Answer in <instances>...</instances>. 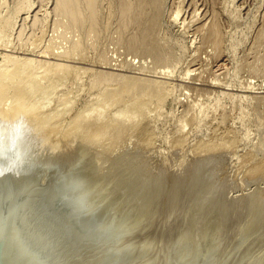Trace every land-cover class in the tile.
I'll return each mask as SVG.
<instances>
[{
  "label": "rangeland",
  "instance_id": "obj_1",
  "mask_svg": "<svg viewBox=\"0 0 264 264\" xmlns=\"http://www.w3.org/2000/svg\"><path fill=\"white\" fill-rule=\"evenodd\" d=\"M58 1L0 0V117L28 113L41 158L99 168L109 217H147L136 245L264 264V0H74L78 23Z\"/></svg>",
  "mask_w": 264,
  "mask_h": 264
},
{
  "label": "water",
  "instance_id": "obj_2",
  "mask_svg": "<svg viewBox=\"0 0 264 264\" xmlns=\"http://www.w3.org/2000/svg\"><path fill=\"white\" fill-rule=\"evenodd\" d=\"M54 167L40 169L33 177L38 186L36 211L47 235L48 264H200L188 258L173 260L171 246L165 243V257L156 260L157 244L144 251V245H136L137 227L146 218L128 222L107 220L108 210L118 202L104 200L106 192L90 197L95 185H87V177H81L79 154L67 153L65 160L42 158ZM72 171L83 181L82 189L71 202L57 193V173ZM2 264H19L15 249L0 242ZM217 264H232L225 260Z\"/></svg>",
  "mask_w": 264,
  "mask_h": 264
},
{
  "label": "clouds",
  "instance_id": "obj_3",
  "mask_svg": "<svg viewBox=\"0 0 264 264\" xmlns=\"http://www.w3.org/2000/svg\"><path fill=\"white\" fill-rule=\"evenodd\" d=\"M43 129L23 111L0 117V242L12 246L19 264H48L47 235L36 211L33 177L54 167L42 160ZM83 187L72 171L57 173V193L71 202ZM3 258L0 257V264Z\"/></svg>",
  "mask_w": 264,
  "mask_h": 264
},
{
  "label": "bare ground",
  "instance_id": "obj_4",
  "mask_svg": "<svg viewBox=\"0 0 264 264\" xmlns=\"http://www.w3.org/2000/svg\"><path fill=\"white\" fill-rule=\"evenodd\" d=\"M55 1H56V0H55ZM60 1L62 2V4L60 3ZM76 1H78V0H76ZM76 1H75V3H77ZM81 1H82V0H81ZM83 1H85V0H83ZM58 2L60 3L61 6L63 5L64 9L58 4V5L61 7V8L59 9V7L56 5ZM58 2H55V3H56V4H55L56 6H55L54 8L58 7L57 9H59V11H60L61 9H63V10H61V12L64 14V15L62 14L63 17H64V16H65V17H69L68 19L72 22V21H73L72 18L75 17V16H73V15H74V14H73L74 11H73L72 8H73L75 5H78V4H75V3H74V0H59ZM91 2L93 3L92 0H88L89 6H90V3H91ZM137 2H138V1H137ZM73 3H74V6L72 7ZM138 3H141V2H138ZM84 4H85L86 6H88V5L86 4V2H84ZM136 4H137V3H136ZM91 5L93 6V4H91ZM140 5H141V4H140ZM140 5H137V6H140ZM92 6H91V7H92ZM122 6H124V7L126 6V7H127L128 5H124V4H122ZM137 6H136V7H137ZM91 7H88V8H87V9H89L88 11L91 10ZM126 7H125V8H126ZM128 7H129V6H128ZM130 8H131V7H130ZM75 9H76V7H75ZM79 9H80V8L78 7L77 10L79 11ZM121 9H122V8H121ZM134 9H136V8H134ZM139 9H141V6H140V8H138L137 10H139ZM55 10H56V9H55ZM64 10H67V12L65 11L66 13H70V11H71V13H70L69 15H72L73 17L71 16V17H72V18H71L70 16H68V14H66V13L64 12ZM92 10H94V6H93V9H92ZM125 10H127V11H125ZM56 11H57V10H56ZM59 11H58V14H59ZM124 11L127 12V13H125L126 17H128V16H132V15H127V14H128V9H122V10H121V13H122V12L124 13ZM130 11H131V9H130ZM132 11L134 12V10H132ZM36 12H37V11H36ZM61 12H60V15H61ZM80 12H81V11H80ZM80 12H78V13H80ZM92 12H93V11H92ZM92 12H91V13L88 12V13L92 14ZM94 12H95V11H94ZM133 12H131V14H133ZM34 13H35V12H34ZM76 13H77V12H76V10H75V14H76ZM129 13H130V12H129ZM137 13H138V12H137ZM137 13L135 14V12H134V15H135V16H136V15H137V16H140V15H141V13H140V14H137ZM90 14H88V15H89V18H90L91 16H93V14H92L91 16H90ZM35 15H36V14H35ZM35 15H34V16H35ZM66 15H67V16H66ZM80 15H81V14H79V15L77 14L76 16L79 17ZM123 15H124V14H123ZM34 16H33V17H34ZM93 17H94V20H95V13H94V16H93ZM132 17H133V16H132ZM132 17H130V18H132ZM70 18H71V19H70ZM80 18H81V17H80ZM123 18L125 19V17H123ZM128 18H129V17H128ZM128 18H126V19H128ZM130 18H129V20H131ZM73 19H74V23H75L76 19H75V18H73ZM132 19H135V18L133 17ZM138 19H139V17H138ZM89 20L91 21V20H92V17H91ZM94 20H93V22H95ZM135 20H137V19H135ZM77 21H78V20H77ZM77 21H76V22H77ZM201 21H202V20H201ZM72 23H73V22H72ZM77 23H78V22H77ZM77 23H76V24H77ZM201 23H202V22H201ZM210 23H211V22H210ZM213 23H214V22H213ZM76 24H73V26L75 25V27H76ZM91 24H92V21H91ZM204 24H206V23H204ZM211 24H212V23H211ZM211 24L209 25V28L207 27V28L205 29L206 31L203 29V30L205 31V33H207V29H208V30L210 29L209 31H212V33L216 31V30L214 31V27H213V26H215V29H216V28L218 27V25H217L216 23H214V24H212V26H211ZM215 24L217 25V27H216ZM200 26H201V25H200ZM205 26H206V25H202L201 27H205ZM210 26H211V27H210ZM196 28H197V27H196ZM198 28L201 29L200 27H198ZM218 28H219V27H218ZM211 29H213V30H211ZM201 30H202V29H201ZM218 30H219V29H218ZM209 31H208V32H209ZM146 33H147V32H146ZM201 33H203L202 35L205 34L203 31H202ZM201 33H200V34H201ZM209 33H210V32H209ZM212 33H211V34H207V35L205 34V36H206V37H207V36H210V38H211L210 40H212V37H211V36L213 35V39H214V38H217V39H218L217 42H219L220 39H219V37L217 36V35H218V34H217V31H216L215 33H213V34H212ZM218 33H220V31H218ZM145 36H146V35H145ZM214 36H215V37H214ZM216 36H217V37H216ZM219 36H220V34H219ZM201 37H202V36H201ZM206 37L203 36L202 39H203V38L206 39ZM207 39L209 40L208 37H207ZM210 40H209V41H210ZM203 41H206V40H203ZM209 41H206V42H209ZM212 41L214 42V40H212ZM212 41H211V42H212ZM215 42H216V40H215ZM217 44H218V43H217ZM217 44H214V46H216ZM209 45H210V44H209ZM217 46H218V45H217ZM217 46H216V47H217ZM26 63H27V62H26ZM55 66H57V65H55ZM58 67L61 69L60 65H59ZM64 67H65V66H64ZM63 69H65V68H63ZM217 69H218V68H217ZM8 72H9V71H8ZM10 73H12V74L14 75L13 72H10ZM7 74H8V73H7ZM7 74H6V76H4L3 79L7 78ZM10 75H11V74H10ZM28 85H30V84H28ZM29 88H31V85L29 86ZM151 88H152V87H151ZM156 88H157V87H156ZM153 89H154V87H153ZM159 89H160V86H159ZM155 90H156V89H155ZM30 118H32V117H30ZM90 140H91V139H90ZM92 140H93V139H92ZM86 141H87V140H86ZM93 141H94V140H93ZM93 141H90L89 143H91V142H93ZM94 142H95V141H94ZM92 144H93V143H92ZM93 151H94V150H93ZM95 151H96V150H95ZM87 153H88V152H87ZM93 153H94V152H93ZM95 153H96V152H95ZM89 154H90V153H89ZM95 156H96V154L94 155V157H95ZM97 156H98V155H97ZM99 156H100V155H99ZM48 157H49V156H48ZM48 157H47V158H48ZM87 157H88V156H87ZM82 158H83V157H82ZM49 159H50V158H49ZM84 159H85V157H84ZM90 159H91V158H90ZM92 159H93V157H92ZM96 159H97V157H96ZM99 159L101 160L102 158H98L97 160L99 161ZM97 160H96V161H97ZM98 161H97V162H98ZM94 162H95V161H94ZM102 163H103V162H102ZM101 165H104V163L101 164ZM99 166H100V165H99ZM104 166H105V165H104ZM94 167H95V166H94ZM100 167L103 168L102 166H100ZM105 167H106V166H105ZM89 169H90V168H89ZM104 169H105V168H104ZM86 170H87V169H86ZM101 170H102V169H101ZM98 171H99V168H98ZM98 171H97L96 173L99 174L101 171H100V172H98ZM103 172H104V171H103ZM98 174H97V175H98ZM100 174H101V173H100ZM97 175L93 172V170H90V171H81V177H87V185H89V184H94V185H95L94 182H95V180H97V179H96V178H97ZM103 175H104V174H103ZM101 176H102V174H101ZM98 177H99V176H98ZM102 178H103V176H102ZM119 180H120V179H119ZM100 181H101V180H100ZM116 181H118V180H116ZM122 181H123V180H122ZM97 182H98V181H96V183H97ZM119 182H120V181H119ZM119 182H118V183H119ZM98 183H99V182H98ZM102 183H103V181H102ZM111 183H112V181H111ZM124 183H125V182H124ZM124 183H123V185H126V183H125V184H124ZM108 184H110V183H108ZM99 185H100V183H99ZM111 185H112V184H111ZM113 185H114V183H113ZM127 185H128V184H127ZM98 187H101V186H98ZM98 187H97V188H98ZM106 187H107V186H106ZM106 187H105V188H106ZM110 187H111V186H110ZM107 189H108V188H107ZM95 190H96V187H95ZM98 190H100V189L98 188ZM96 191H97V190H96ZM96 191L93 192V193H98V192H96ZM99 192H100V191H99ZM107 192H109V191L107 190ZM96 195H97V194H96ZM91 196H93V195L91 194L90 197H91ZM94 196H95V195H94ZM124 196H125V195H124ZM136 205H137V204H136ZM136 207H138V206H136ZM136 210H137V209H136ZM128 211H129V210H128ZM129 212H130V211H129ZM109 216H110V215H109V213H108L107 220H114L113 217L110 218ZM167 217H168V216L164 217V218H165V220H164L165 223L167 222V221H166L167 219L170 221V218H171L170 216H169L170 218H167ZM124 218H125V217H123V219H124ZM129 218H130V217H129ZM129 218H128V219H129ZM164 218H163V219H164ZM121 219H122V218H121ZM129 220L131 221L132 219L130 218ZM130 221H129V222H130ZM162 221H163V220H162ZM171 221H172V218H171ZM171 221H170L169 223L167 222V223L164 224L162 227H164L165 225L169 226L170 224H172ZM127 223H128V220H127ZM158 223H160V222H158ZM161 224H163V222H161ZM156 225H157V223H155V226H156ZM157 226H160V224L157 225ZM167 226H165V228H166ZM142 228H143V227H142ZM140 230H141V229H140ZM157 230H158V229H157ZM141 231H143V229H142ZM242 235H244V234L242 233L240 236H242ZM158 236L160 237V235H158ZM186 237H187V236L182 237V239H183V238L186 239ZM143 238H144V237H143ZM154 238H155V237H154ZM154 238H153V237H152V238H147V237H146V238H144V239L139 238L140 240L142 239V240L140 241V243H141V245H144V251H147V249H148V250H151L156 244H157V250H158V251H156V252H160V251L162 250L161 248H162L163 243H164L163 240L161 239V240H162V241H161L160 238H158V237H156L155 239H154ZM240 239L242 240V237H240ZM179 240H180V239H179ZM136 244H137V243H136ZM138 245H140V244H138ZM209 249H210L211 251H210ZM209 249H208V250H209L210 252H209V251H208V252H209L210 254L213 253V254H214V257H215V256L217 257L218 252L221 251V249H219L218 247H216V248H215V247H211V248H209ZM261 249H262L261 247H260V250H258V248H257V251H256V252H258V251L260 252ZM259 252H258V253H259ZM263 252H264V251H262L261 253H263ZM231 253H232V252H231ZM231 253H230V254H231ZM258 253H257V254H258ZM157 254H159V253H156V256H157ZM232 254H233V253H232ZM232 254H231V255H232ZM231 255H229V256H231ZM229 256H228V258L230 259L231 257H229ZM160 257H161V256H160ZM160 257H159V255H158V256L156 257V260H157L158 258L160 259ZM226 258H227V257H226ZM232 258H233V257H232ZM232 258H231V259H232ZM263 258H264V257H263ZM263 258H262V259H263ZM218 259H219L218 257L215 258V259H212L211 262L208 261L209 263H207V264H217V263H220V261H219ZM223 259H224V258H223ZM259 259H260V258H259ZM225 260H226V259H225ZM232 260H233V259H232ZM255 260H256V259H255ZM255 260H254L253 263H255V262L258 260V258H257L256 261H255ZM221 261H222V260H221ZM229 261H230V260H229ZM251 263H252V262H251ZM232 264H233V263H232ZM256 264H257V262H256Z\"/></svg>",
  "mask_w": 264,
  "mask_h": 264
}]
</instances>
